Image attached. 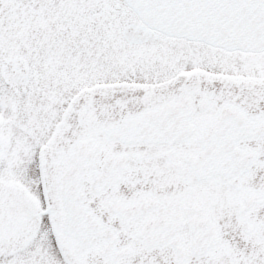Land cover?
<instances>
[{
    "label": "snow or ice",
    "instance_id": "1",
    "mask_svg": "<svg viewBox=\"0 0 264 264\" xmlns=\"http://www.w3.org/2000/svg\"><path fill=\"white\" fill-rule=\"evenodd\" d=\"M0 264H264V0H0Z\"/></svg>",
    "mask_w": 264,
    "mask_h": 264
}]
</instances>
